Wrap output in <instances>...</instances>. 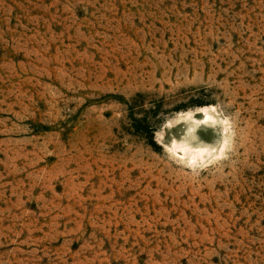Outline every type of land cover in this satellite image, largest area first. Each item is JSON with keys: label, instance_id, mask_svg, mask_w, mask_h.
<instances>
[{"label": "rangeland", "instance_id": "374dc122", "mask_svg": "<svg viewBox=\"0 0 264 264\" xmlns=\"http://www.w3.org/2000/svg\"><path fill=\"white\" fill-rule=\"evenodd\" d=\"M0 264H264V0H0Z\"/></svg>", "mask_w": 264, "mask_h": 264}, {"label": "bare ground", "instance_id": "6f19581e", "mask_svg": "<svg viewBox=\"0 0 264 264\" xmlns=\"http://www.w3.org/2000/svg\"><path fill=\"white\" fill-rule=\"evenodd\" d=\"M205 117H206V121L210 119V117H208L207 114H205Z\"/></svg>", "mask_w": 264, "mask_h": 264}]
</instances>
